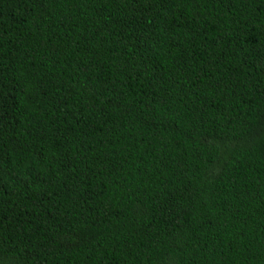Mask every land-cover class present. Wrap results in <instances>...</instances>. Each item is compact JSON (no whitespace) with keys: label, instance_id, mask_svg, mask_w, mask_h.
Returning a JSON list of instances; mask_svg holds the SVG:
<instances>
[{"label":"trees","instance_id":"obj_1","mask_svg":"<svg viewBox=\"0 0 264 264\" xmlns=\"http://www.w3.org/2000/svg\"><path fill=\"white\" fill-rule=\"evenodd\" d=\"M0 264H264V0H0Z\"/></svg>","mask_w":264,"mask_h":264}]
</instances>
